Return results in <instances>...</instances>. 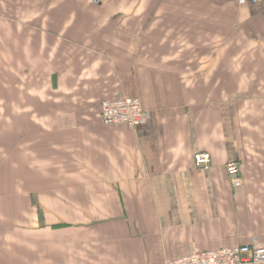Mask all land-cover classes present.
Returning <instances> with one entry per match:
<instances>
[{"label":"crops","instance_id":"0c3cea01","mask_svg":"<svg viewBox=\"0 0 264 264\" xmlns=\"http://www.w3.org/2000/svg\"><path fill=\"white\" fill-rule=\"evenodd\" d=\"M123 97L146 125L103 123ZM254 242L264 0H0V264H166Z\"/></svg>","mask_w":264,"mask_h":264},{"label":"built area","instance_id":"2783aa9c","mask_svg":"<svg viewBox=\"0 0 264 264\" xmlns=\"http://www.w3.org/2000/svg\"><path fill=\"white\" fill-rule=\"evenodd\" d=\"M103 0H91L99 4ZM244 6L248 2L260 0H235ZM102 121L106 125H128L139 128L148 123V115L139 97H123L105 100L101 105ZM197 165L208 167L211 155L207 151H200L195 155ZM229 177L234 186L241 185V167L238 161H231L227 165ZM166 264H264V243H250L218 247L209 250L195 249L187 255L172 258Z\"/></svg>","mask_w":264,"mask_h":264}]
</instances>
